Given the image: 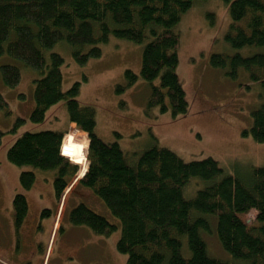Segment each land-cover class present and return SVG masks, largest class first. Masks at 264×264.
I'll use <instances>...</instances> for the list:
<instances>
[{
  "label": "trees",
  "instance_id": "trees-1",
  "mask_svg": "<svg viewBox=\"0 0 264 264\" xmlns=\"http://www.w3.org/2000/svg\"><path fill=\"white\" fill-rule=\"evenodd\" d=\"M197 1L0 0V58L22 63L37 74L30 121L42 123L47 110L63 102L68 121L87 134L70 130L65 135L61 149L70 162L60 154L63 132L26 131L8 148L7 161L54 171L58 202L77 174L76 165L80 174L86 170L78 186L96 195L118 224L95 212L87 199L70 209L69 222L87 226L99 236L120 229L116 250L126 256V264H264V164L229 174L212 158L186 162L156 145L129 161L117 140L107 143L97 135L93 106L77 100L81 83L62 89L64 59L53 51L55 45L67 44L75 63L85 65L101 56L100 46L113 36L144 43L139 76L148 83L158 80L147 107L169 111L173 119L187 113L188 102L176 73L178 25ZM223 2L231 21L224 38L232 52L211 54L209 62L232 80L247 78L246 89L257 90L252 124L242 135L263 144L264 0ZM124 74L127 85L137 80L129 69ZM0 77L6 86L15 87L20 69L0 63ZM11 131L17 132L15 127ZM7 132L0 131V146ZM35 176L34 171H22L20 187L32 188ZM191 179L202 188L188 199L184 192ZM48 211H41L40 217ZM27 212V197L17 192L12 200L15 227L21 226ZM209 215L215 218L218 240L230 260L208 254L203 232L213 234L214 219Z\"/></svg>",
  "mask_w": 264,
  "mask_h": 264
},
{
  "label": "rangeland",
  "instance_id": "rangeland-1",
  "mask_svg": "<svg viewBox=\"0 0 264 264\" xmlns=\"http://www.w3.org/2000/svg\"><path fill=\"white\" fill-rule=\"evenodd\" d=\"M230 23L228 8L223 0L194 2L191 9L181 17L178 25L180 45L176 73L186 95L188 110L176 119L171 118L169 111L161 113L159 107H147L151 87L157 85L158 80L148 83L139 76L144 43L136 44L112 36L100 46L101 56L89 59L85 65L75 63L67 44L55 45L53 51L64 59L62 89L67 90L76 81L81 83L77 100L81 105L93 106L97 135L107 143L117 140L129 161L145 148L156 145L172 151L186 162L212 158L229 174L261 166L264 164V143L258 144L250 136L242 135L251 127V111L256 108L254 102L258 99V92L256 89H246V84H250L247 78L246 81L243 80L244 83L240 82V78L232 80L209 62L211 54L232 52L224 38ZM3 62L18 66L21 79L11 88L0 77V131H8L0 146V177H6L3 186L0 185V242L4 239V231H10L3 218L6 214V208L2 206L7 202L5 195L14 188L16 182V188L21 191L18 177L22 171L30 170L34 171L36 180L29 191L32 195L28 208L32 213L37 210V215L39 205L40 209L50 210L41 217L40 210L38 216L44 223L42 235L43 242L46 240L47 244L57 212L53 192L54 177L52 179L54 171L11 165L6 158L7 150L16 137L26 131L63 132L76 129L73 123L68 122L63 102L52 106L42 123L30 121L35 106L33 80L37 74L7 57L0 58V63ZM127 69L137 76V80L131 85H127L124 74ZM242 85H245V90ZM18 119L23 122L17 123ZM14 127L16 133L11 131ZM77 133L87 137L84 132ZM80 173L81 167L77 177ZM72 188L65 200L67 208L87 199L95 212L106 217L109 222L118 224L88 188L81 185ZM201 188V184L191 179L184 196L192 198ZM66 211L64 207L62 212ZM67 215L65 213L59 222L57 218L52 228V252L57 255L60 264L63 250L59 243L65 235H74L80 249L79 256L71 260V264H126V256L116 250L120 229L117 228L109 236H99L87 227L70 223ZM210 217L214 219V222H210L213 234L208 232L206 235L203 232L208 254L220 260H230L229 253L218 240L215 218ZM47 262L46 259L45 264ZM0 263L9 264L4 261Z\"/></svg>",
  "mask_w": 264,
  "mask_h": 264
},
{
  "label": "flooded vegetation",
  "instance_id": "flooded-vegetation-1",
  "mask_svg": "<svg viewBox=\"0 0 264 264\" xmlns=\"http://www.w3.org/2000/svg\"><path fill=\"white\" fill-rule=\"evenodd\" d=\"M47 209L48 208H42L40 210L43 211ZM69 212L70 210L66 211V215L68 213L67 215L68 219H69ZM27 214L28 213H26L21 226H19L18 228L13 226L12 229L10 228L9 232H7L6 230L4 231V239L14 241V246L10 251L11 253L8 254L6 257V260L10 264H19L18 254L22 252L27 255L28 262L31 264H40L43 262L45 258L48 257V251L43 242V235H42L44 224L40 223L39 220L37 221V223H35L33 220L28 221L26 219ZM76 243L77 240L74 235L63 236V238L59 243L60 249L63 250L62 264H71V260H75L76 256H79L78 252L80 249H78L79 245H76ZM2 245L7 249H10L11 242L4 243ZM52 249L53 246H51L50 249V253H49L50 257L48 264L50 263L60 264L57 255L54 252H52ZM0 258H2L1 249H0Z\"/></svg>",
  "mask_w": 264,
  "mask_h": 264
},
{
  "label": "crops",
  "instance_id": "crops-1",
  "mask_svg": "<svg viewBox=\"0 0 264 264\" xmlns=\"http://www.w3.org/2000/svg\"><path fill=\"white\" fill-rule=\"evenodd\" d=\"M5 179H6V177H0V185L1 186H3V183H5ZM17 187V182L15 183V186H14V188L12 187L11 188V190L8 192L7 191V195H5V198H7V202H5L4 204H2V206H4L5 208H6V214L3 216V218H4V220H5V223L12 229L13 228V218H12V200H13V196H14V194H15V192L17 191V189L18 188H16ZM0 191H1V189H0ZM32 194L30 193L29 194V192L27 193V200H28V206H29V199H30V196H31ZM69 195V194H68ZM68 197V196H67ZM1 198V197H0ZM1 207V206H0ZM39 211H40V205H39V207H38V215H37V210L35 211V213H32L30 210H29V208H28V214H27V217H26V219L27 220H33L35 223H37V221L39 220V218H38V216H39ZM0 216L2 217V214L0 213ZM25 219V220H26ZM40 221V223H43V221L42 220H39ZM44 224V223H43ZM52 225H53V221H52ZM52 227V226H51ZM51 230H52V228H51ZM50 233H51V231H50ZM48 241H49V238H48V240H47V243H48ZM11 242V247H10V249H7L6 247H4L2 244H4V243H10ZM46 243V240H44V244ZM48 244H45V247L47 246ZM13 246H14V241L12 240H6V239H3V241L2 242H0V249H1V256H2V258H0V260L3 262H7V263H9L7 260H6V257H7V255L8 254H10L11 252V250H12V248H13ZM18 259H19V264H31V263H29L28 262V257H27V255L25 254V253H19L18 254ZM10 264V263H9ZM40 264H44V260H43V262L42 263H40Z\"/></svg>",
  "mask_w": 264,
  "mask_h": 264
},
{
  "label": "water",
  "instance_id": "water-1",
  "mask_svg": "<svg viewBox=\"0 0 264 264\" xmlns=\"http://www.w3.org/2000/svg\"><path fill=\"white\" fill-rule=\"evenodd\" d=\"M88 147V146H87ZM88 167V164H87ZM87 169V168H86ZM86 171V170H85ZM85 174V172H83L82 174L79 175V177H82Z\"/></svg>",
  "mask_w": 264,
  "mask_h": 264
}]
</instances>
